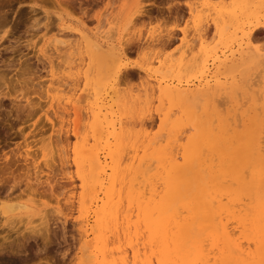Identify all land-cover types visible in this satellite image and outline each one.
I'll return each mask as SVG.
<instances>
[{"label":"rangeland","instance_id":"374dc122","mask_svg":"<svg viewBox=\"0 0 264 264\" xmlns=\"http://www.w3.org/2000/svg\"><path fill=\"white\" fill-rule=\"evenodd\" d=\"M242 1L244 0H0V15L2 16L4 13V17L7 18L6 27H0L3 30H0V264H14L16 261L15 264H86L80 253L83 242L80 237V226L84 222L77 220L76 200L70 197L71 195L77 197L79 192L78 180L73 172L74 166H72V149L78 143L72 133L75 114L68 105L65 106V100L62 98L68 96L69 93L65 94L61 90L73 88L76 89L77 94L81 93V99H83L80 100L79 107L83 114L86 99L88 98L91 101L94 95L93 92H98V95L102 96H100L101 99L109 100V103L112 104V110L116 118H123V126L125 128L129 126L126 129L130 130L131 128V131L133 130L136 133H149L152 136L161 133V131L167 133V128L175 118H178L181 123L179 132L184 130V127L188 128L192 125L190 117L176 111L178 106H174L176 113L171 115L170 123L169 121L161 122L163 113L170 106L167 100H160L161 96L157 85L162 78L166 79L168 83L172 82V85L180 84L182 88L191 90H195L200 82L204 83L209 80L210 84H214L217 80V83L220 84L218 90L215 89L217 95L221 96L223 92L224 95H228L227 101L229 100L227 102L228 107L227 104L222 105L224 107L222 110L230 109L232 108L230 103H239L237 98L243 93L245 85H249V82L255 79L253 76L263 72L258 71L264 68V66L257 67L263 65L264 62L260 64L263 59L258 62L251 59L247 61L248 58L246 57H238L237 61L235 60L236 62L227 63L219 72L216 70L217 62L212 63L213 53L227 54L229 49L237 48L239 42L244 43L247 41V39L244 40L245 37L242 36V31H246L248 25L245 26L246 22L242 18L239 17V24H230L226 34L219 36V33L215 31L213 22L216 21L217 17L219 24L222 18L228 22L229 11L233 10L238 2ZM262 1L264 2V0ZM261 12L262 18L255 27H252L254 24L251 26V29H254V31L251 30L253 34L250 33L253 40L251 37L249 43L253 50L260 49L264 44V9ZM253 23L256 24V22ZM237 29H240V32ZM230 30H232L231 35ZM98 32H101L100 36L105 32L104 37L98 36ZM82 35L85 37H81ZM235 37L237 39H233ZM162 38L163 40L167 38L165 41H169L170 44L168 42L165 45L164 42L162 45L160 43ZM194 38L197 39L195 44L192 41ZM89 39L94 41L100 48L102 58L98 57L97 54L99 53L97 51L94 53V49L89 46ZM135 44L137 45L135 46ZM190 46H194V49ZM205 47L210 50V55L206 58L207 61L204 62L206 67L203 68L205 72L202 73V66H198V64L205 59L202 54ZM261 49L264 51V48ZM261 49L260 51H262ZM101 51L105 52V55L113 53L115 59L111 58L112 55L108 56V59H106L107 55L104 58L105 56L101 54ZM110 59L114 60V63L112 60L109 61L111 63L108 67L106 60ZM195 60L198 62L194 63ZM73 63H75L74 66ZM103 63L105 65H103L104 69H99ZM170 63L173 65L170 66ZM255 69L257 72L254 71ZM21 72L23 73L21 74ZM69 72L71 75H69ZM128 72L131 73L130 76L129 74H126L128 76L125 75ZM251 72H254L255 75L254 73L250 75ZM17 75L20 77L18 78ZM261 75L264 76L263 73ZM261 75L258 77L260 83L263 78H261ZM255 77L257 78V76ZM242 78L243 80H241ZM16 79L19 80V83H16L18 82ZM245 81L247 83H244ZM146 83L147 85L150 83L154 87L153 92L149 91L145 94L144 87ZM239 83L240 85H238ZM256 83L258 82L254 81V84ZM250 85H252V82ZM232 87L236 88L235 91ZM84 88L93 91L91 93L92 97H90L91 95L87 96ZM237 88L240 90H237ZM241 89L242 93H240ZM236 90L240 92L235 93ZM83 92L86 96L82 94ZM136 95L138 100L136 98L135 104L133 100ZM232 95L235 98L230 97ZM22 96L23 98H21ZM84 96L86 99H84ZM240 97V103L242 100L245 103L241 109H246L248 103L242 99V95ZM139 98H141V101H139ZM57 99H61V104L57 103ZM146 100L149 101L148 104L143 102ZM225 100L226 98L222 102ZM117 101L120 103L116 104ZM130 102H132V105L129 104ZM139 102H143V106L145 103L144 111L147 113L143 112L144 107ZM137 103L140 105L138 106ZM207 103L209 106L211 102L207 101ZM235 103L233 104L235 105ZM127 105L128 109L126 110ZM132 106L136 109H133ZM208 106L206 107L207 114L204 113V115L206 119L211 120L213 117L210 116H213L215 111L211 109L213 108L211 107L212 104L210 107ZM140 109L141 111H139ZM241 109H239V113ZM17 110L20 112H16ZM199 111L195 110L193 112L197 115L200 114L201 111ZM61 112L65 113L60 115ZM130 112H134V116ZM209 112L210 114H208ZM83 117L84 115L80 117L81 124L90 121L89 118L84 117L83 119ZM125 119L126 123H124ZM140 120L141 124L139 123L136 126V123ZM139 125L141 129H138ZM61 128H64V131ZM19 130H23L21 131L23 134ZM57 130H59V133ZM61 130L62 133L65 132L67 142L64 140ZM88 130L82 131V134L84 135ZM191 130L193 129L188 128L189 133ZM16 131L18 134L15 133ZM188 132L185 129L182 134H189ZM60 133L61 136H59ZM55 136L60 138L57 139ZM55 139L60 141L58 142ZM61 142L62 144L57 146ZM127 142L129 146L130 143ZM60 149L64 151V154L61 153ZM27 154L28 161L26 162L20 156ZM62 156L66 158L65 163L67 165L64 163L65 160ZM56 159L59 162H56ZM13 163L14 171L11 170ZM50 163H54L53 165L56 166ZM48 164L51 165L52 169L47 166ZM64 164L68 168L70 166V168L65 170ZM19 166L22 170L17 171ZM52 166L57 169L55 168L54 171ZM12 171L13 173H19H14L15 175L13 174L12 177L21 176V180L17 178L13 182L11 178ZM37 177L39 178L37 179ZM48 177L51 179L49 181L52 182L49 183ZM41 180L42 182H40ZM15 181L17 183L20 181V184H15ZM65 181H71L70 185H66L68 182L65 184ZM46 184L48 185L45 186ZM14 195L17 198L13 199ZM4 203L15 205L12 206L14 210L8 213V215L11 214L9 221L5 219V214L1 210ZM41 211L44 215L46 214L45 220L39 218ZM39 221H45V223H42L45 224V227L42 224H37V222L41 223ZM35 224L39 227L42 225L44 230L40 228V231L37 228L36 230L39 233L36 232L34 230L36 228Z\"/></svg>","mask_w":264,"mask_h":264},{"label":"bare ground","instance_id":"6f19581e","mask_svg":"<svg viewBox=\"0 0 264 264\" xmlns=\"http://www.w3.org/2000/svg\"><path fill=\"white\" fill-rule=\"evenodd\" d=\"M263 7L264 2L262 0L253 2L244 0L238 2L237 6L229 11L228 22L222 18L219 24V20H217L218 17L216 21H213L215 31L219 33L218 36L226 34V30L229 28L230 24H239L240 18L246 22L243 21L245 26L246 24L248 25V29L242 31V36L245 37L244 40L247 39V41H243L244 43L239 42V44H237L238 47L236 46L237 48L235 49L234 47L233 49H229L227 54L223 52L221 55L213 53L214 57L212 58V63L217 62V69H215L218 72L223 69L227 63L236 62L238 57H246L248 59H244L247 61L249 59L257 62L261 59L264 60V51L261 49L264 48L262 47L264 44L260 47L262 52L259 48L253 50L249 43V39L252 37L250 36L251 30L254 31V29L251 28L255 27L262 18L261 11L264 9ZM4 15V13L2 15L3 17L0 15V27H6L7 18L4 17ZM135 16L137 17V14ZM253 22H256V24ZM232 30L229 32L230 35ZM237 30L240 32V29ZM101 32H98V36H100ZM104 35L105 32L103 35L101 34L103 37ZM81 37L84 38L85 36L82 35ZM229 37L228 35V38ZM236 37L233 39H237ZM161 40V44L165 42L166 45L169 42L165 41L167 38L164 40L162 38ZM196 40L195 38L192 40L194 44ZM88 42L89 46L94 49V53L96 51L99 53L97 54L99 57L100 48L94 41L90 40ZM136 45L137 44H135V46ZM209 51L210 50L206 47L202 50L203 58L205 57V59L202 58L203 60L198 64V66H202V73L205 72L203 69L206 67L204 62L210 55ZM101 52L102 55L104 54V58H106L107 55L106 59H108L110 55H112L111 58L113 57L115 59L113 53L105 55V52ZM194 58L196 59L197 57ZM112 59L106 60L108 65L111 63L109 61ZM263 60H261L262 62L260 61V64L264 62ZM112 61L114 63V60ZM103 62L105 61L103 60ZM197 62L196 60L194 61V63ZM74 65L75 63H73V66ZM103 65L104 63L99 69L102 68L103 70ZM169 65L172 66L173 64L170 63ZM261 66H264V63L257 67L261 68ZM108 67H110V65ZM231 68L232 66L230 69ZM257 70L255 69L254 71L257 72ZM23 72H21V74ZM129 72L125 73V75L129 74ZM258 72L261 73H257L258 75H255L254 72L250 73V75L254 73L257 78L253 76L255 79L250 81L249 85L246 86L244 84L243 93L242 89L241 92L238 91L242 94H238L239 97L237 101L240 103L239 98H241L240 96L242 95V99L248 103L246 109H241L245 105L242 99L240 104L233 102L235 103L234 105L231 102L230 106H232V108H227L229 105L227 104L229 101H227L228 95H224L222 92L223 96L222 94L220 96L217 95L215 91V89L218 90V85H220L217 83V80L214 84H210L209 80H206L204 83L200 82L195 90H191L182 88L180 84L172 85V82L168 83L166 79L162 78L158 81L157 85L158 92L161 96L160 100H167L170 106L168 109L166 108L167 110L163 113L161 122L165 123L169 121L171 115L176 113L174 106H178L176 107L178 113L191 118L192 125L190 127L192 128L187 127L193 130L189 133L188 128L184 127V130L179 132L181 123L178 118H175L167 128V133H162L161 131V133H157L155 136L149 133L139 134L133 130L131 131V128L130 130L126 129L129 126H126V128L123 126L122 117L124 114L121 117L122 119H117L112 110L113 106L109 103V100H104V98L101 99V95L99 96L98 92L90 91L88 88L86 90L84 88L87 96L91 95L92 92L94 95L90 101L88 98H85L86 94H84V92L82 93L85 95L84 99L87 101L84 114L81 113L79 102L83 99H81L82 95L81 93L77 94L76 89L67 88V82H70V79V81L66 82L67 86L65 87L67 89L61 91H64L65 94L69 93V95L62 98L65 100V106L68 105V107L73 110V114H75L72 133L78 142L72 149V166H74L73 172L78 180L79 192L77 197L73 195L70 197L76 200L78 212L77 220L84 222L80 226V237L83 241L80 253L82 257H84L83 261L86 264H264V76L261 75L262 73L264 74V68ZM106 73H108V71H106ZM259 74L261 78L263 77L261 83L258 79L260 76ZM69 75H71V73ZM125 75L123 74V76ZM19 77L20 76H18V78ZM84 78L86 77L84 76ZM17 80L18 79H16V81ZM241 80H243V78ZM254 81L258 83L254 84ZM251 82L252 85H250ZM16 83H19V80ZM244 83L247 82L245 81ZM238 85H240V83ZM232 88L233 90L236 89L235 87ZM98 89L100 90V88ZM153 89L154 87H152L150 83L148 85L147 83L145 84V94L149 93V91L151 92ZM238 89L239 88H237V90ZM237 90L235 93H238ZM105 94L107 93L105 92ZM233 95L230 97H233ZM90 97H92V95ZM223 97L226 98L224 102H222L224 99ZM21 98H23V96ZM136 98L137 95L134 101L133 98L130 97L135 104ZM26 99L28 98L26 97ZM140 99L141 98H139V101H141ZM57 100V103L62 102L61 99ZM147 100L143 102H149ZM27 101H29V99ZM118 101L116 104L120 103ZM207 101H209V103L211 102L209 106L207 105ZM202 102L204 103L202 104ZM131 103L132 102L129 104ZM142 103L141 106H143ZM225 104H227V110H222L224 109L222 105ZM28 105L30 106V104ZM128 105L126 110L128 109ZM139 105L140 104H138V106ZM207 106L213 107L211 109L215 111L213 116H210L213 117L211 120L206 119L204 115ZM143 107L144 109L142 110L145 112V103ZM192 107L194 108L193 110ZM239 109H241L240 113L238 112ZM195 110H200V114L196 115L194 113ZM18 111L19 110L16 112ZM139 111H141V109ZM143 112H141L142 115ZM210 112L212 113V111ZM210 112L208 114H210ZM63 113L60 115H63ZM130 113L134 116V112ZM83 115L87 119L89 118L90 121L88 123L81 124L80 117ZM131 119L133 120V117ZM141 120L136 123V126L139 123L141 124ZM146 121L148 122V120ZM124 123H126V119ZM131 123L133 124V122ZM139 128L140 125L138 129ZM61 129L63 130L64 128ZM185 129H187L189 134H182L185 132ZM62 130L61 133L64 131ZM87 130L88 132L83 135L82 133ZM57 132L59 133V130H57ZM15 133H17V131ZM61 133L59 136L62 134L64 135L65 132ZM21 134H23V132ZM55 137L57 139L60 138L58 136ZM64 140H66V142L68 140L65 138V135ZM127 141L130 143L129 146ZM61 144L62 142L57 144V146ZM65 145L68 146V144ZM60 151L64 154L63 150L60 149ZM27 156L28 154L20 157L27 162ZM63 159L65 163L67 160L66 158ZM55 161L59 162L57 159ZM56 162L54 163L56 164ZM14 163L11 170L14 168ZM50 164L53 165L52 163ZM50 164L47 166L50 167ZM66 165L65 170L68 168ZM17 166L16 164V167ZM53 168L55 171L56 167ZM20 169L21 167L19 166L17 171ZM13 171L11 173L13 182L14 179L17 180V178L21 180V176L16 178H14V176L12 177L14 173H18H13ZM18 174L16 175L19 176ZM38 178L39 177H37V179ZM49 180L51 179L48 177V181ZM19 182L17 183V181H15V184H20ZM37 182L39 181L37 180ZM40 182H42V180ZM50 182L52 181H49V183ZM67 182L68 184H66ZM67 182L65 181V184L70 185L71 181ZM44 183L46 182L44 181ZM47 185L48 184L45 186ZM52 185L51 183V186ZM14 198L17 197L14 195L13 199ZM12 206L14 207L15 205L4 203L1 206V210L6 217L5 219L8 221L11 218V214L8 215V213L14 210ZM41 213L39 214V218L44 219L46 214L44 215V213ZM39 218L37 219L39 220ZM32 222L34 221L32 220ZM39 222H41H37L39 225L45 223V221ZM37 224H35L36 228H34V230L37 228H43L44 230L45 224H42L44 227L42 225V227H39ZM34 230L32 229V231ZM37 231L38 230H36V232Z\"/></svg>","mask_w":264,"mask_h":264}]
</instances>
